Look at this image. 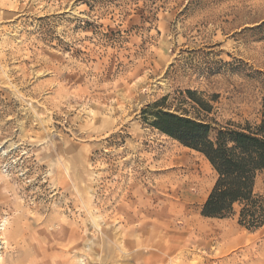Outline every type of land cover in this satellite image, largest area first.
<instances>
[{"label":"rangeland","instance_id":"rangeland-1","mask_svg":"<svg viewBox=\"0 0 264 264\" xmlns=\"http://www.w3.org/2000/svg\"><path fill=\"white\" fill-rule=\"evenodd\" d=\"M164 96L214 128L259 119L264 0H0V223L28 214L0 230V264H264V227L203 215L206 157L143 120ZM181 158L190 191L167 176ZM194 218L239 239L173 242Z\"/></svg>","mask_w":264,"mask_h":264},{"label":"trees","instance_id":"trees-1","mask_svg":"<svg viewBox=\"0 0 264 264\" xmlns=\"http://www.w3.org/2000/svg\"><path fill=\"white\" fill-rule=\"evenodd\" d=\"M190 97L206 107L192 90ZM167 97L142 109L143 120L162 133L204 155L216 172L215 183L203 204L208 217L236 218L250 230L264 227V192L256 190L264 171V99L259 119L229 122L214 128L198 117L164 109ZM210 110V108H205Z\"/></svg>","mask_w":264,"mask_h":264},{"label":"bare ground","instance_id":"bare-ground-1","mask_svg":"<svg viewBox=\"0 0 264 264\" xmlns=\"http://www.w3.org/2000/svg\"><path fill=\"white\" fill-rule=\"evenodd\" d=\"M143 158V157H142ZM175 161H173V165H174V169H171L170 171H168L167 176H170V178H172L171 180L173 181H177L178 183H182V185L187 186L186 188H188L191 185L192 182L195 181L196 176L194 174V172H192L191 170H188V176H185L183 173H185L182 169L184 168V158L181 159H174ZM184 175V177L182 176ZM176 182V183H177ZM178 187V186H177ZM183 187V186H182ZM190 191V190H189ZM17 210V209H16ZM25 213V212H24ZM21 214L18 215L14 221H9V219L6 217L1 223H0V230L4 231L6 229V231L8 230V233H10V235H12L13 237L21 231L20 225L22 223V220L24 218L27 219V215L25 214ZM168 215V214H167ZM83 216V215H82ZM169 216V215H168ZM94 218V217H93ZM36 219V218H35ZM57 219V218H55ZM82 219V217H81ZM146 219V218H145ZM43 220V218L41 219ZM58 220V219H57ZM35 221V220H34ZM38 221V220H36ZM61 221V220H60ZM33 222V221H32ZM31 222V223H32ZM60 223V222H59ZM69 223V222H68ZM156 223V222H155ZM66 224V222H65ZM157 224V223H156ZM166 224V223H164ZM79 225V224H78ZM162 224H158V227H163ZM22 226V225H21ZM30 226V225H29ZM58 226V225H57ZM56 226V221L54 219H49V220H45L41 223V225H39V227L37 228L38 231L40 232H44V230H47V233H54L57 236H54L56 238L55 241H69L72 238L75 237H79L81 239L79 240H83L82 235H81V230L79 228H77L75 231L72 229H68L66 226H63L60 230L57 228ZM167 226V225H166ZM78 227V226H77ZM81 227V226H80ZM168 227V226H167ZM171 228V227H170ZM58 229V231H56ZM37 232V231H36ZM175 234V233H174ZM172 236V235H171ZM14 237V238H15ZM59 237V238H57ZM176 242V244L182 246V244L184 246H189L188 248H198V247H203V248H208V249H217V248H225L227 246L232 245L233 243L238 241V237H234L233 235H231L230 233L224 232L222 230H219L217 227L213 226V225H207L205 223H202L201 220H199L198 218H194L192 220H189L186 222V230L183 231L180 235H176V236H172ZM60 239V240H58ZM172 239V238H171ZM53 240V239H52ZM61 242V243H62ZM30 243V242H29ZM56 243V242H55ZM85 243V242H84ZM40 244V243H39ZM72 245V244H71ZM77 249L79 248V252L81 253L80 259L83 257V243L81 244H77ZM34 250V249H33ZM32 250V251H33ZM30 252V250H28ZM27 251V252H28ZM77 251V250H76ZM170 251V250H169ZM33 252H31L32 254ZM191 253V252H190ZM24 254V253H22ZM30 254V253H29ZM28 254V255H29ZM25 255V254H24ZM28 255L26 254V258L28 259ZM189 255V254H188ZM23 256V255H22ZM30 257V256H29ZM62 257V256H61ZM189 257V256H188ZM57 260V259H56ZM66 260V259H65ZM82 262V260H79ZM27 264V262L24 261V259H21V261L18 264ZM67 263V262H66ZM69 263V262H68ZM78 263V264H79ZM17 264V263H16ZM28 264H36L31 262V260H29ZM48 264H63L62 261H56V262H52V263H48Z\"/></svg>","mask_w":264,"mask_h":264}]
</instances>
